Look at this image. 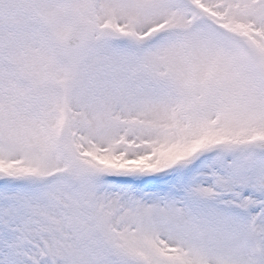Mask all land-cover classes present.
<instances>
[{"label": "snow or ice", "instance_id": "obj_1", "mask_svg": "<svg viewBox=\"0 0 264 264\" xmlns=\"http://www.w3.org/2000/svg\"><path fill=\"white\" fill-rule=\"evenodd\" d=\"M0 264H264V0H0Z\"/></svg>", "mask_w": 264, "mask_h": 264}]
</instances>
